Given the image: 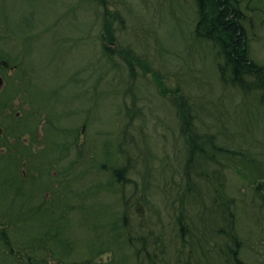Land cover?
<instances>
[{
	"label": "rangeland",
	"instance_id": "1",
	"mask_svg": "<svg viewBox=\"0 0 264 264\" xmlns=\"http://www.w3.org/2000/svg\"><path fill=\"white\" fill-rule=\"evenodd\" d=\"M246 1L250 5L245 19L250 54L264 63V0H241L243 6ZM109 14L114 15L109 18H113L112 39L104 30V17ZM195 17L192 0H0V60L8 64L0 65L4 80L0 85V128L4 127L0 130L4 129L0 170L4 167L3 174L8 173L2 161L11 154L23 158L20 165L10 167L25 181L34 174H59L53 143L68 137L70 144L77 139V151L84 156L73 172L81 175L77 176L78 189L89 199L82 206L89 208L96 199L103 207L116 209L126 221L133 219L140 233L133 239L135 244L144 241L141 235L151 234L152 227L159 236L164 232L167 247L155 250L159 256L154 251L151 264H166L165 256L170 260L167 264L187 263L188 247L180 250V240L185 239L172 225L176 220L171 215L175 211L179 215L180 203L169 195L181 192V178H185L188 147L181 136V103L190 109L191 128L208 137L209 146L211 140L230 152L216 153L199 167L206 170L201 179H209V189L224 184L231 195L247 200L248 212L252 199L264 198V176L249 174L252 166L264 171V104L253 92L243 98L221 86L214 49L194 37ZM179 96L188 100L180 102ZM100 133L102 141L96 138ZM18 136L20 143L29 145L22 155L14 148L20 150L14 140ZM69 149L66 163H74L77 151ZM104 150L111 157L103 155ZM230 154L233 159L227 161ZM107 158L109 162L102 167ZM115 172L121 173L122 185L116 183ZM41 183L47 189L57 186L50 175L46 184ZM96 183L111 184V193L92 187ZM133 204L135 214L131 207L128 211L122 207ZM148 205L149 214L143 215ZM255 211L256 228L242 225L238 233L248 247L245 261L264 264V212L261 207ZM198 213L193 208L188 217L198 218ZM149 217L156 223L161 220L159 225L164 227L152 226L150 221L143 226ZM217 226L212 223L193 237L201 243L203 238L209 242L214 237L213 252L207 258L210 261L212 254L216 263L215 247L226 241L216 236ZM179 253L180 263L176 261ZM109 257L105 253L96 262L104 263Z\"/></svg>",
	"mask_w": 264,
	"mask_h": 264
},
{
	"label": "trees",
	"instance_id": "2",
	"mask_svg": "<svg viewBox=\"0 0 264 264\" xmlns=\"http://www.w3.org/2000/svg\"><path fill=\"white\" fill-rule=\"evenodd\" d=\"M192 1L196 8L194 37L198 41L210 44L214 49L215 69L217 71V75H215L221 86L224 89H229L231 95L233 92L243 98L248 92H253L252 94H256L257 101L264 104V63L257 62L250 54L249 39L245 27L247 12L250 11L249 1H246L244 6L241 0ZM112 16L114 18L113 14L104 17V30L111 39L113 37L111 34L113 18H109ZM177 92H179L178 89ZM183 97L179 96L178 101L188 100L186 96ZM184 106L183 103L179 105L178 115L181 123V136L188 147L183 169L185 178L182 177L181 172V192H178L179 190L175 192L171 189L174 192L169 195L172 196V201L179 202L181 207L179 215L174 209L175 212L171 216L176 220L172 225L174 228H178L177 232L180 237L186 240L182 242L180 240L181 252L188 247L185 250L188 253L184 255L187 262L185 264H248L244 258L248 247L242 244L243 241H241L238 231L242 225H246V229L249 226L250 229L256 228L258 216L256 213L254 216V211L257 212L261 207L264 212V198L258 202L252 199L253 202L250 204L252 211L248 212L249 203L247 200L244 197L231 195L224 184L217 185L214 190L209 189V179L206 177H203L204 180L201 179V176H206V170L200 171L199 167L202 166L203 161H207L211 156L214 157L216 153L226 154L230 152L217 146L211 140L212 146H209V138L191 128L192 118L187 117L190 114V109ZM63 117L61 116V118ZM61 129L60 132L63 131V133L66 130ZM3 134L4 129L3 132H0V136ZM101 134L99 136L96 134L99 141H102ZM67 136L68 134H66ZM19 138L21 136L16 138L18 140H14L20 146V150L17 146L14 148L19 151L16 154L22 155L24 151H27V147L26 149L24 147L29 145L20 143ZM68 140L67 137L52 145L57 148V154L51 156L53 159L56 157L55 161L58 164L54 162V165L60 166L59 174L52 175L44 172L45 175L41 177L34 174L33 177L25 181L21 177L22 175L16 174L15 169L10 167L14 163L20 165L23 160L21 156L10 154L8 158L2 161L3 165H8L9 171L7 174H3L4 167L0 170V264H151L154 260V251L167 247L165 237H162L164 232L160 237L152 227V233L147 236L141 235L144 241L135 244L133 239L140 237V233L137 231L133 219L126 221V217L122 216L121 213L119 216L116 209L112 210V207L108 205L103 207V204L97 203L96 199H92L89 208L83 207L82 204L85 203V200H89L88 195H84L82 189H78L77 183L81 182L78 177L81 175H75L73 171L79 158L84 155L79 150L77 151V139L70 144H68ZM71 147L77 151L75 156L78 157V160L74 163L73 161L66 163V158H70L69 151L71 149L69 148ZM29 148L31 153L33 148L32 146ZM102 153L108 158L112 155L110 151L107 154L106 150ZM108 158L103 161L102 167H105V164L109 162ZM225 159L231 161L233 159L232 154ZM249 171L253 178L264 176L261 166H252ZM34 172L36 171L34 170ZM40 172L43 171H40L39 168ZM31 173L29 172V174ZM11 174L14 175L11 176ZM114 174L116 183L122 185L121 173L115 172ZM17 175L20 177L18 178ZM47 175L56 179L57 186L54 187L55 189L53 187L47 189L41 183L42 181L47 183ZM249 178L246 177L247 180ZM260 185L263 186V183ZM101 186V184L96 183L92 187L103 190V193H111L109 190L111 184L106 185L107 187ZM258 194L263 195L261 192ZM197 203L198 206H195ZM145 204L147 205V203ZM183 206L186 207L185 214L183 213ZM122 207L126 211H128V207H131L133 214L136 213L134 209L137 207L136 204ZM148 207L149 205L144 207L146 211L143 215L149 214ZM193 208L199 210V216L195 218L196 220L192 216L188 217ZM74 211L77 214L76 217L71 214L75 213ZM84 212L88 215H83ZM172 212L173 210L171 214ZM148 221L156 227L162 223L161 220H157V223L153 222L149 217V219L145 218L142 221L143 226ZM207 221L209 222L207 223ZM212 223L213 226L214 224L216 226L221 225L216 227V231L219 232L216 236L226 239L225 243L216 245L215 242L214 244L217 246L215 247L218 253L217 263L213 261L212 254L210 255L211 262L209 257L207 258L210 252H213L211 243H213L214 237L208 238L209 242L206 240L207 237L203 238L202 243L197 237L196 242L193 240L198 231L209 229ZM159 227L163 228L164 226L159 225ZM245 234L247 235L248 232H244ZM79 235H83V237L78 238ZM76 243L77 247L74 245ZM105 253L110 256L109 259L104 263H97V258ZM155 254L159 256L157 251ZM168 254H171L169 249ZM46 255L50 256L46 257ZM205 257L206 261L204 260ZM219 257L221 258L219 259ZM161 259H159L160 263L163 262ZM168 259L165 256L164 260L166 261L163 263H169L170 260ZM200 259L201 261L196 263ZM176 261L178 263L183 261L182 253L177 255Z\"/></svg>",
	"mask_w": 264,
	"mask_h": 264
},
{
	"label": "water",
	"instance_id": "3",
	"mask_svg": "<svg viewBox=\"0 0 264 264\" xmlns=\"http://www.w3.org/2000/svg\"><path fill=\"white\" fill-rule=\"evenodd\" d=\"M1 83H2V79L0 78V85H1Z\"/></svg>",
	"mask_w": 264,
	"mask_h": 264
},
{
	"label": "bare ground",
	"instance_id": "4",
	"mask_svg": "<svg viewBox=\"0 0 264 264\" xmlns=\"http://www.w3.org/2000/svg\"><path fill=\"white\" fill-rule=\"evenodd\" d=\"M195 10H196V8H195Z\"/></svg>",
	"mask_w": 264,
	"mask_h": 264
}]
</instances>
